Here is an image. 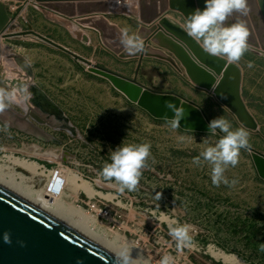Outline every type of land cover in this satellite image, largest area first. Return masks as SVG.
<instances>
[{
	"label": "rangeland",
	"instance_id": "374dc122",
	"mask_svg": "<svg viewBox=\"0 0 264 264\" xmlns=\"http://www.w3.org/2000/svg\"><path fill=\"white\" fill-rule=\"evenodd\" d=\"M2 2L6 5L9 22L4 35H0V45L7 50V59L0 66V86L8 85L24 102L20 105L11 102L9 106L13 110L24 113L33 107L43 119L42 110L34 102L33 92L28 91L40 83L32 80L31 73L26 72L17 59L30 61L35 48L42 46L35 31L51 37L53 23L41 15L37 17L38 9L32 5H21L16 0ZM13 5L16 8L11 10ZM85 19L78 17L75 22L81 24ZM248 19L252 29L250 37L257 39L250 15ZM11 28H15L14 31ZM248 48L256 52L248 50L237 64L242 70L243 100L258 128L245 127L216 98L220 105L206 98L200 100L202 106L196 104L209 121L222 115L233 129L243 126L249 133L248 147L264 154V53L251 46ZM90 63L85 65L87 72ZM250 63L252 67L248 66ZM162 71L164 73L160 74L165 78L167 72L165 69ZM19 80L21 84H14ZM75 87H81L83 91H76ZM24 88L27 93L23 95ZM46 91L66 109L72 133L64 129L54 131L57 142H41L21 134L0 119L1 165L8 164L6 155L13 153L35 161L47 170H58L63 175L72 173L89 182L95 189V194L90 197L104 201L112 211L110 221L100 222L106 228L105 233L92 229L90 223L95 221L78 208H86L90 200L88 194L67 185L60 200L81 210L89 228L99 236L122 247H130L131 253L139 256L144 264H159L160 257L165 254L174 256L175 264H229L215 259L210 248L234 254L246 264H264V253L259 251L260 243H264V182L257 177L247 148L241 150L239 163L225 172L230 182H237L234 185L221 183L217 187L211 182L210 167L193 164V158L205 147L202 143L205 137L215 142L218 136L212 137L209 132L180 131L173 129L168 122L152 121L146 111L123 109L124 105L106 87L89 81L70 78L65 83L51 80ZM96 98L98 106L119 108V113L115 116L113 113L104 114L106 117L97 120L92 118L87 126L88 118L83 110L91 107ZM123 142L150 143L151 157L149 166L143 170L138 189L120 194L103 181L99 172L105 162H110V150H115ZM14 172L28 176L21 168ZM46 182V176H38L32 184L34 188H41ZM157 192L162 193L159 201L155 198ZM104 197L112 201H106ZM173 219L192 225L193 247L176 248L167 228Z\"/></svg>",
	"mask_w": 264,
	"mask_h": 264
},
{
	"label": "water",
	"instance_id": "95a60500",
	"mask_svg": "<svg viewBox=\"0 0 264 264\" xmlns=\"http://www.w3.org/2000/svg\"><path fill=\"white\" fill-rule=\"evenodd\" d=\"M73 1L80 2L74 4ZM35 3L67 18L77 15H96L80 23L97 29L104 45L118 53L121 58L139 57V66L133 77H127L92 63L89 64L88 72L108 80L128 101L142 108L151 117L165 120L164 117L167 115L171 118L173 113L165 107V102L171 101L177 106L182 105L185 110L184 118L180 121L181 130L209 132L207 127L209 120L195 102L175 92L153 89L137 79L140 63L144 57L164 60L179 73L183 71L179 66L181 65L193 85L214 96L245 127L252 130L258 128L243 100L241 67L205 53L200 44L182 30L180 22L163 16L169 8L180 14L184 21V18L196 8L203 9L205 0H139V20L147 26L140 32V36L145 39L144 51L136 55L122 51L121 43L117 40L116 43L113 41L112 33H120V31L104 16L109 13L106 0H35ZM248 7L250 9L248 15L257 33V39L251 38L252 29L248 15L239 17L249 29L248 46L264 53V0H248ZM237 18L238 14H234L230 22H235ZM155 20L157 24H151ZM8 22L6 5L0 0V35H4ZM149 41L157 44L159 49L151 48ZM17 62L26 72L30 71L25 59L18 58ZM15 83L21 84V81ZM29 90L33 92L34 102L43 113L49 117H60V125L72 133V126L60 108L38 87L33 85ZM29 118L40 123L45 121L39 117V112L34 108L18 114L8 106L3 113H0L1 121H6L10 127L39 139L49 138L41 130L33 127ZM247 149L253 160L257 177L264 182V154L250 147ZM35 203L37 202L31 203L0 184V264H77L78 261L82 264H115L114 255L36 206ZM5 232L10 233L11 244L4 242Z\"/></svg>",
	"mask_w": 264,
	"mask_h": 264
},
{
	"label": "clouds",
	"instance_id": "9594fccd",
	"mask_svg": "<svg viewBox=\"0 0 264 264\" xmlns=\"http://www.w3.org/2000/svg\"><path fill=\"white\" fill-rule=\"evenodd\" d=\"M249 11L248 0H205L204 8H196L188 14L181 28L188 37L200 44L205 53L221 58L229 64H237L249 47V29L239 17L247 16ZM234 14H238V18L235 22H230ZM119 41L129 55L144 51L143 38L127 28L121 30ZM248 66L252 67L251 63ZM12 99L13 92L0 86V113L5 111ZM165 107L173 116L169 118L165 115L164 119L173 129L179 128L180 121L185 115L183 106L166 101ZM207 127L208 135L219 138L215 142H210L205 137L202 142L205 147L193 158V164H207L210 167V178L214 186L219 187L221 183L234 185L237 181L230 182L225 172L229 167H235L239 163L241 150L249 146V133L243 126L233 129L232 124L222 115L210 120ZM150 157V143L123 142L115 150H110V162L104 163L99 176L120 194L126 191L134 192L138 189L143 170L149 166ZM161 197L162 193L157 192L156 200L159 201ZM167 228L168 236L175 242L177 249L193 247L192 225L173 219ZM3 240L11 244L10 233L5 232ZM259 251L264 253V243H260ZM131 252L130 247H122L115 253V264H138L140 257L134 258ZM77 264L82 262L78 261ZM159 264H175V258L171 254L162 255Z\"/></svg>",
	"mask_w": 264,
	"mask_h": 264
},
{
	"label": "crops",
	"instance_id": "0c3cea01",
	"mask_svg": "<svg viewBox=\"0 0 264 264\" xmlns=\"http://www.w3.org/2000/svg\"><path fill=\"white\" fill-rule=\"evenodd\" d=\"M106 1L109 8V13L106 14L108 18L107 20L111 24L115 25L120 32L122 29L127 28L130 32L140 35L141 30L147 25L145 26L139 20V0H119V2L118 0ZM78 2L80 1H73L74 4H77ZM19 3L21 5L28 4V7L31 5L36 7L38 9L35 13L37 17L40 18L41 15V18H46L53 23L50 33L51 37L35 31L36 38L41 41L42 44L40 43V45L42 46L37 48V50L35 48V51H33L31 56V60H26V62L29 67L32 80H34L36 83H40V85L37 87L41 88L40 90L46 93V97L60 108L64 117L68 118L66 109L59 101L53 99V97L46 91L48 83L51 82V80H55L57 82L64 81L65 83L67 82V79L70 78H74L75 81L81 82L89 81L90 83L99 85L103 88L106 87L107 90L111 92L113 96H115L116 100L124 105V107H122L123 109L129 111L138 109L144 112V110H142L139 106L128 101L126 97L114 87H112V85L106 79L86 71V63L92 62L127 77H133L136 74L140 60L139 57L121 58L118 53H113L107 48V46L105 47L104 43L102 42L100 32L97 29L75 22V19L78 17L90 18V16L93 17V15H77L76 18H67L54 11L39 6V4L35 3V0H27L25 2L19 1ZM35 4L38 6H35ZM163 16L170 17L181 24L183 23L181 16L171 9L165 11ZM157 20L151 24H157ZM112 36L114 42L116 40L117 42H120V33L113 32ZM143 40L145 39L143 38ZM148 43L151 48L159 49L158 45L154 42L149 41ZM121 50L123 51L124 48H121ZM248 50L256 52L251 48H248ZM179 66L183 70L182 73L177 72V70L171 64L164 60L155 57H144L140 63L137 79L141 83H144L153 89L178 93L201 106L202 103L200 100L203 98L216 102V105L219 104L214 96L193 85L186 75L183 67L181 65ZM162 68L167 72L165 78L163 76L164 74H160V72L164 73ZM43 84H45V86ZM4 87H6L8 90H11L8 85H4ZM75 90L83 91L81 87H75ZM25 93H27V91L24 88L23 95ZM10 108L13 110L12 107ZM86 108H84L83 113L87 114V126L90 125L91 120H93L92 118L97 120V118H102L104 114L113 113L112 116H115V114L117 115L119 113V108L104 109V107L98 106L97 98L92 103L91 107L87 109ZM106 109H108V111L104 112ZM27 110H29V108ZM13 111L18 114H23L22 112L16 110ZM41 114L43 115V120H45L42 123L31 118L28 120L31 125H33V127L41 130L49 138L43 140L32 135H27L21 131L19 132L41 142H57L54 136V131L62 129L66 130L65 127L60 125L61 118L55 116L49 117V115L43 113V111ZM104 117H106V115ZM3 123L8 125L6 121H3Z\"/></svg>",
	"mask_w": 264,
	"mask_h": 264
},
{
	"label": "bare ground",
	"instance_id": "6f19581e",
	"mask_svg": "<svg viewBox=\"0 0 264 264\" xmlns=\"http://www.w3.org/2000/svg\"><path fill=\"white\" fill-rule=\"evenodd\" d=\"M14 29L15 28H11L10 30L14 31ZM0 49V66H2V64H4V60L7 59V50L4 46H0ZM10 91L13 92V103L17 105L24 103L16 96L14 89H11ZM6 157L8 164H0V184L2 186L31 203L37 202L35 203L36 206L75 229L112 255L115 256V253L122 248V246L99 236L98 233L90 229L81 210L60 200V196L67 185L81 189L89 196L95 194V189L89 182L72 173L63 175L61 171L58 170H47L42 168L37 162L15 156L13 153L6 155ZM16 168L23 169L26 171L28 176L15 173L14 170ZM38 176H46L47 182L44 187L34 188L32 183ZM209 250L211 252L210 254H212L215 259L223 263L246 264L234 254L211 248ZM131 254L134 258L136 257L135 254ZM138 264L144 263L138 260Z\"/></svg>",
	"mask_w": 264,
	"mask_h": 264
},
{
	"label": "built area",
	"instance_id": "2783aa9c",
	"mask_svg": "<svg viewBox=\"0 0 264 264\" xmlns=\"http://www.w3.org/2000/svg\"><path fill=\"white\" fill-rule=\"evenodd\" d=\"M10 8L11 10H14L16 6L13 5ZM88 197L90 200L86 203V208L81 207L79 205L78 208L81 209L88 218L93 219L95 221L94 223H90V227L92 229L94 230L97 229L98 231L104 233L106 231V228H104L100 222L110 221L112 217V211L104 201L95 199V196L94 197L88 196ZM103 199L106 201H112V200H108L105 197Z\"/></svg>",
	"mask_w": 264,
	"mask_h": 264
},
{
	"label": "trees",
	"instance_id": "16d2710c",
	"mask_svg": "<svg viewBox=\"0 0 264 264\" xmlns=\"http://www.w3.org/2000/svg\"><path fill=\"white\" fill-rule=\"evenodd\" d=\"M150 116V115H149ZM150 118H151V120L152 121H155V122H167L166 120H159V119H155V118H153V117H151L150 116ZM180 131H184V130H181L180 128H178Z\"/></svg>",
	"mask_w": 264,
	"mask_h": 264
}]
</instances>
